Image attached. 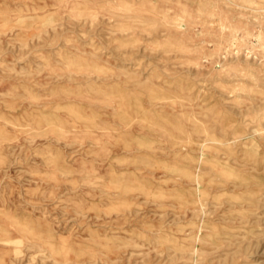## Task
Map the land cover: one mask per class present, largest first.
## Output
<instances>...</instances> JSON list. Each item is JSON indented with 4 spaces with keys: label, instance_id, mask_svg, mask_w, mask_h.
Returning a JSON list of instances; mask_svg holds the SVG:
<instances>
[{
    "label": "rangeland",
    "instance_id": "1",
    "mask_svg": "<svg viewBox=\"0 0 264 264\" xmlns=\"http://www.w3.org/2000/svg\"><path fill=\"white\" fill-rule=\"evenodd\" d=\"M0 264H264V0H0Z\"/></svg>",
    "mask_w": 264,
    "mask_h": 264
},
{
    "label": "bare ground",
    "instance_id": "2",
    "mask_svg": "<svg viewBox=\"0 0 264 264\" xmlns=\"http://www.w3.org/2000/svg\"><path fill=\"white\" fill-rule=\"evenodd\" d=\"M234 139H236V138H234ZM240 139V138H239ZM235 141V140H234ZM225 142V141H224ZM230 143V142H229ZM226 144V143H225ZM227 145V144H226Z\"/></svg>",
    "mask_w": 264,
    "mask_h": 264
}]
</instances>
